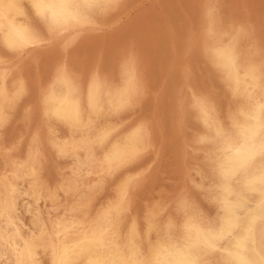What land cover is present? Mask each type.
Here are the masks:
<instances>
[{
  "label": "bare ground",
  "instance_id": "obj_1",
  "mask_svg": "<svg viewBox=\"0 0 264 264\" xmlns=\"http://www.w3.org/2000/svg\"><path fill=\"white\" fill-rule=\"evenodd\" d=\"M198 1H200V0H198ZM211 1H213V0H211ZM250 1H252V0H250ZM117 2H118V0H0V65H1L0 66V123H3V122L5 123V121H7V118H9V116L13 112L16 113V111H15V107L17 106L16 103L19 100V97H21L22 94L26 93V88H25L26 82H25V84H23L24 81L22 82V79H21L22 77L19 78L21 80H18V79H14V77L11 76L14 72L12 71L13 73L11 74V69H10L11 67L8 65L7 62L11 58L12 54H17V53L21 52L22 50H26L25 48H27L29 46H34V45L39 44L40 42L47 40L49 37H51L56 32L60 33V31H63V30L66 31L67 29H71V28L76 29V27H82V26H84V24H87V23L92 22L93 20H96L95 17L97 18V15L102 16L106 11L107 12H108V10L110 11V9H112L111 7L116 5ZM130 2H132V1H130ZM208 2H210V0ZM242 2H245V1L243 0ZM242 2H240L239 4H241ZM256 2L258 3V1H256ZM202 3L203 2H201V4ZM226 3L224 1L225 5H226ZM253 3H255V2H253ZM261 3H263V2H261ZM239 4H237V5H239ZM152 5H153V2H152ZM209 7H211V6H209ZM223 7H224V5H223ZM143 8H144V6H143ZM195 8H196V6H195ZM197 8L195 10H197ZM207 8H208V6L206 7V9ZM250 8H251V10H253L252 9L253 7L250 6ZM211 9H212V7H211ZM246 9H247V6H246ZM255 9L256 8H254V10H253L254 12H255ZM222 10L223 9H221L220 12ZM229 10L231 11V9H229ZM260 10H262V8ZM260 10H259V12H261ZM115 11H117V13H118V10H115ZM205 12H207V13L206 14L202 13V15H204V16L206 15V18L201 16L202 18L206 19V20L204 19V21L206 22V26H205V29L203 30V31H205L204 32L205 36H204L203 43L201 46L202 48L200 51L202 52V55H204V54L207 55V57H209L213 61L214 65L216 67V70L219 72V76L223 77V80L227 83L231 94L237 99V101L235 103L233 102L234 104L231 105L232 109L228 110L227 112L225 110L223 112H220L218 109L219 107H217V105L215 104V97L214 96L216 94L214 96H212L210 94L211 97H207L205 95L203 96V94L202 95H196V94H198L197 93L198 91H197L196 94L194 93L195 95H193L191 98L192 101H191V107L190 108H188L190 105L188 107H185L183 105V103L180 101V99H177V100L173 99V101L170 103L171 104L170 107L174 108L173 114L176 115V124L180 125V122H181L183 124L182 126H184V125H186L185 122L188 121L189 124L187 126H190L191 130L193 128L194 132H195V130L197 131V134H196L197 135L196 136V143L198 145L197 148L204 149V153H205L204 158L198 162L199 168L195 167L197 170V173L199 174L198 177H200V182H198V183H200L201 185L204 184V186L206 183V186L204 187V189L206 191V195L210 197V200L215 207V211H216L215 216L212 217V215H211V218L207 217L206 214L204 213V211L201 210V209H203V208H201L203 206L200 207L201 203L199 204L198 200L194 199V202L192 201V203H189L188 201H186V199L184 197L182 199L180 198L181 202H182L180 207H179L180 212H181V220H179L180 222L175 225L174 222L172 221L173 219L171 220L169 217H166V218H169V220L165 221L164 224H162V227L159 230V232H157V230H156V225H155V221H154L153 217L148 218L147 223L145 225V228L143 230H141L142 227L140 228V225L138 223L140 221L139 220L137 221V219H138L137 217H136L137 219H134V218L126 219V217L130 216V214H128V216L124 215V211L128 207V202H130V200L129 201L127 200V196L129 194V192L131 191L130 189H132L131 187L134 185V183H136L135 181L137 179H140V182H141V177H140L141 175L140 176L138 175L140 178L138 177L136 179L135 174H134V176H135L134 177L133 172L132 171L130 172L128 170L129 168L126 169V167L130 166L131 160L134 159V157L137 155V153L140 150H142V148L144 146H146L147 143H149L148 142L149 141V135H151V134H149V132L151 133L155 129H154V127H153V129H152V127H149L152 129V131L147 129L146 125L148 124V122H147L149 120L148 119V120H146V123H147L146 125L143 122L135 121L134 126H132V125H131L132 127L127 126L130 128L128 130H126V132H120L119 131L120 126L118 127V125H116V123H113L115 120L112 122L110 119V116L112 115V117H114L113 115L115 113L124 111L125 108L127 106L131 105L134 102V100L136 99L137 92L140 89V86L142 85L141 84L142 79L140 78L138 71L136 70V67H135L136 66L135 64H137V63H135L131 54L129 56L124 57V58H122V54H121L122 59L121 60L119 59L120 63H119V67L117 70L115 69V71H113V69H111L110 74L108 73L109 71L107 72V74L106 73L105 74L104 73L98 74L95 72L93 74L92 72L95 71V70H93L91 72L93 75H91V73L89 75V72L86 73V70L82 69V67H81L82 65L80 66V68L73 67V69H70L72 67L66 68L62 64V65H59L57 67L54 75H52L53 77L50 80L49 86L47 87L45 85L46 90L45 89H44L45 91L41 90L42 92H44L43 96H41L42 100L40 103L41 107H42V115L41 116L43 117V120H44V122L41 125L43 126V124H45V127H44L45 129L43 131L44 133H41V135L33 133L32 134L33 136L30 137L34 143L33 148L35 147V152H34V154H32L33 158H31L29 163L25 166L18 167L16 169H14V168L10 169L11 172L8 173L9 175L7 176L9 179L5 178L6 180H4V179H3V181L0 180V181H2L0 183V257L5 259L6 262L4 264H45L43 262L42 258L38 255V252H37L38 248H37V244H36L34 238H32V236H30V235L24 236L25 234L24 233H23L24 235L22 234L21 225H23L25 222L21 221L20 217H18L16 214V210L18 207L17 203H19V200L21 199V197H23V195H25V193H28V195H30V197L32 198L31 200L33 202V203H29V205L27 204L28 205V207L26 206L27 212L31 211L30 206H33L31 204H36L35 202L42 195L40 193L39 186H37V184H35L36 176L34 175V174H36L35 169L38 165V164H36V162L40 160V159L37 160V158L36 159H34V158L39 156L38 151L41 150V149L39 150L41 144L47 145L50 149H54L58 153H64V154H65V152H67L69 150H73V152L76 150H83L85 152V157H87V158L92 154L93 150L95 149L93 147L94 145L103 144L106 147V151L103 155V160H102L104 166L103 167L101 166L102 168L100 171H104L103 169H106L107 171L113 170V171L117 172V174H118V176L116 178V182H115V185L117 184L118 191H119L118 197L114 200V202L111 203V205L108 207V209L105 212H103V214H101V217H99L98 219L97 218H96V220L84 219V218L78 217V214H77V216L76 215L72 216L70 214V215H66L64 217H59V215H60L59 214L58 216L50 219V217L52 216L50 214L51 216L49 217V220H47V223L45 221H43L42 219H39V218L36 220V222L34 224L37 226L38 230L41 232H43V231L46 232L47 250H46V247H45V250L48 253L49 264H244V262H249V264H259L261 257L264 256V236H262V234H261V230H262V228H264V61L262 60V58H260L261 56L259 57V59L254 58L253 57L254 55L252 56L253 53L254 54L257 53V49H255V47L257 45L255 44L256 46H254V47L253 46H251V47L247 46V45H249L248 43L250 40L247 39V41H246V38H248L250 36V34H247L249 32H247L246 27L243 25V23L242 24L240 23L241 21L238 24L234 23L235 25L232 24V25L228 26L227 29L220 32L217 29L218 26H220L219 23H218L219 25L217 26V22H219V21H216L217 18H215L216 16H214V15H216L217 11L215 14H213L212 10H208V11L205 10ZM227 12H229V11H227ZM227 12L223 13V15L226 14ZM124 13L125 12H123V14ZM192 13H194V12H192ZM178 14H179V11H178ZM255 14H256V12H255ZM106 15H107V13H106ZM188 15H190V14H188ZM191 15L193 16V14H191ZM220 15H222V14H220ZM230 15H231V12H230ZM110 16H111V14H110ZM163 16L166 18L169 17V16H166L165 14H163L161 17H163ZM197 16H195V17H197ZM182 17H183V15H182ZM260 17H258V18H260ZM135 18H137V17H135ZM226 18L227 17L225 16L224 19H226ZM229 18H232V17H229ZM238 18H240V16ZM258 18H257V20H260ZM106 19H108V18H106ZM118 19H120V18H118ZM133 19L134 18H132V20ZM145 19H146V17H145ZM145 19H143V21H145ZM171 19H173V17ZM113 20H115V19H113ZM249 20L250 19H248V22H250ZM129 21H131V20H129ZM134 21H136V20H134ZM147 21H150V23H151L150 18L147 19ZM171 21H173V20H171ZM192 21H194V20H192ZM204 21H202V22H204ZM228 21H230V20H228ZM238 21L239 20H237V22ZM255 21H254V23H255ZM195 22H197V21H195ZM243 22H244V18H243ZM124 23L125 22L120 24L119 28ZM134 23L136 24V22H134ZM160 23H161V21H160ZM165 23H167V22H165ZM201 23H200V25H201ZM226 23H227V21H226ZM153 24H156V23L153 22ZM157 24H158V22H157ZM167 24H170V23H167ZM190 24H191V22H189V25ZM261 24H262V22H261ZM93 25H96V23H94ZM191 25L193 26L194 24H191ZM224 25H225V27L227 26L226 24H224ZM224 25L222 27H224ZM153 26H151V28ZM159 27H161V24ZM222 27L220 26L219 29ZM134 28H137V27L134 26L132 29L135 30ZM147 28H146V30H147ZM153 28H155V27H153ZM156 28H157V26H156ZM93 29H94V27H93ZM112 29H113V27H112ZM114 29H115V27H114ZM121 29H123V28H121ZM97 30H99V29H97ZM133 30L132 31L130 30L131 34L136 32ZM146 30L144 29V31H146ZM159 30H161V29H159ZM159 30L157 28L158 32H159ZM195 30H198V29H196V27H195ZM127 31L129 33V30H127ZM152 31H153V29H152ZM155 31H156V29H155ZM122 32H123V30H122ZM63 33H65V32H63ZM66 33H67V31H66ZM79 33H82V32H79ZM105 33H104V35H105ZM114 33H116V31ZM118 33H117V35H118ZM142 33H143V31H142ZM163 33H165V32H163ZM163 33L161 35H163ZM185 33H186V31H185ZM257 33H259V32H257ZM90 34H92V32ZM139 34H140V32H139ZM149 34H151V33H149ZM156 34H157V32H156ZM83 35H82V37H83ZM140 35L142 36V34H140ZM247 35H249V36L247 37ZM121 36H122V34H121ZM160 36L159 37L156 36L157 41L159 40L158 38H160ZM256 36L258 39V35H256ZM107 37L110 38L109 35ZM144 37L145 36H143V40H145V38H146V37L145 38ZM156 37L153 39L156 40ZM252 37H254V35ZM252 37L250 36L249 38L252 39ZM89 38H91V37H89ZM199 38L201 39V37H199ZM99 39H101V38H99ZM127 39L126 40L122 39V40L127 41ZM69 40H70V38H69ZM113 40H114V38H113ZM134 40H133V47H134V43H135ZM259 40H260V38H259ZM86 41H87V39H86ZM110 41H112V40L110 39ZM157 41H156V44H157ZM194 41L196 44L195 39H194ZM262 41H263V39H262ZM262 41H260V45L262 44ZM70 43H73V41L70 40ZM70 43H69V45H70ZM101 43H103V41H101ZM105 43H107V41H105ZM146 43H148V41H146ZM152 43H153V41H152ZM160 43H161V41H160ZM160 43H158L157 45H159ZM162 43H163V41H162ZM254 43H255V41H254ZM263 43H264V41H263ZM83 44L85 46V43H83ZM97 44L99 45V43H97ZM154 44H155V41H154ZM250 44H251V41H250ZM124 45H126V44H124ZM160 45H159V47H160ZM182 45H184V44H182ZM198 45L199 44H197V46ZM87 46H88V44H87ZM114 46H115V43H114ZM127 46H128V43H127ZM147 46H148V44H147ZM192 46H193V44H192ZM136 47H139V46L136 45ZM108 48H111V47H108ZM142 48H144V47H142ZM188 48H191V46ZM67 49H66V51H67ZM129 49H131V47ZM145 49H146V47H145ZM151 49H153V48L151 47ZM155 49L157 50V52H156V54H157L159 52L158 51L159 48H155ZM166 49L169 50V47H167ZM196 49H199V48H196ZM259 49L260 48L258 47V50ZM81 50H82V48H81ZM100 50L106 52L105 50L101 49V47H100ZM112 50L113 49H111V51ZM114 50H116V49H114ZM133 50H135V49L133 48ZM192 51H194V50H192ZM196 51H198V50H196ZM38 52H40V51H38ZM41 52H42V50H41ZM84 52H85V50H84ZM128 52H127V54H128ZM142 52L143 51L141 50L140 54H142ZM148 52H150V51H148ZM181 52L182 51L180 48L179 53H181ZM261 53H263V51H261ZM41 54H43V53H41ZM112 54H114V53H112ZM135 54H136V52H135ZM195 54L201 55V53H195ZM258 55H259V53H258ZM100 56H103V55H100ZM106 56H108V55H106ZM112 56L114 59V57L116 55H112ZM149 56H147V57H149V59H150L151 54ZM154 56H153V59H155ZM142 57L141 56L138 57V55H137V58H139L140 60L142 59ZM190 57H193V55ZM194 57H195V55H194ZM103 58H101V60ZM95 59H96V57H95ZM108 59H110V58H108ZM168 59H169V57H168ZM11 60H12V58H11ZM28 60H30V59H28ZM24 61H26V59ZM58 61L59 60H57V62ZM76 61L78 63V60H76ZM142 61H144V60H142ZM29 62L30 61H28V63ZM42 62L43 61H41V63ZM72 62H74V61L72 60ZM150 62H151V64H153L152 60H150ZM150 62H149V65H150ZM168 62H169V60H168ZM168 62H167V65H168ZM170 62H172V60ZM112 63H113V61H112ZM117 63H118V60H117ZM189 63L191 64V62H189ZM99 64H100V62H99ZM192 64H194V63H192ZM76 65H79V64H76ZM108 65H109V62H107V66ZM115 65H118V64H115ZM27 66H29V64H27ZM41 66H43V65H41ZM41 66H40V68L37 66L39 68V70L41 69ZM144 66H146V64ZM187 66H185V67H187ZM198 66H200V64ZM101 67H103V65ZM204 67H205V65H204ZM24 68H25V66H24ZM146 68L148 69L149 67L146 66ZM176 68H177V66H176ZM108 69H110V68H108ZM147 69H145V70H147ZM151 69H153V68L151 67L150 70ZM184 70H185V68H184ZM204 70H202V71H204ZM28 71H30V70H28ZM47 71L49 72V70H47ZM149 71L147 70V72H149ZM175 71H176V69H175ZM212 71H213V69H212ZM25 72H26V70H25ZM195 72L193 73L194 75H195ZM30 73H32V70ZM45 73H44V75H47ZM50 73H52V72H50ZM139 73H141V71H139ZM33 74H34V71H33ZM199 74H197V75L199 76ZM149 75H154V74H150V72H149V74L147 76H149ZM200 76H201V74H200ZM203 77H205V76L203 75ZM29 78L33 79L34 77L32 78L30 76ZM145 78H147V77H145ZM145 78H144V80H146ZM149 78H152V77L149 76ZM175 78H173V79H175ZM197 78H199V77H197ZM207 78H206V81L209 80V79L207 80ZM166 79H168V78H166ZM187 80H188V78H187ZM202 80H205V79L202 78ZM150 81H152V80H150ZM193 81H195V79ZM214 81H216V80L214 78H212L211 83L214 84L215 83ZM217 81L219 82L218 79H217ZM43 82H44V80H43ZM142 83H144V82H142ZM147 83H145V84L147 85ZM151 83H150V85H151ZM168 83H170V82L168 81ZM187 83H189V82L187 81ZM203 83L205 84L204 81H203ZM29 84H30V82H29ZM39 84H40V82H39ZM145 84H144V87H145ZM166 84H165V87H166ZM196 84L195 85L199 88L198 82ZM216 84H217V82H216ZM36 85H37V83H36ZM41 85H43V84H41ZM31 86L33 87L34 85H31ZM170 86H171V84L169 85V87ZM181 86H182V84H181ZM205 86H207V85H205ZM152 87H153V85H152ZM171 87H170V89H171ZM191 87L193 88V86H191ZM30 88L31 87H29L27 89H30ZM210 89L212 90V88H210ZM224 89L227 90L226 88H224ZM150 90H152L151 86H150ZM208 90H209V88L207 89V91ZM144 91H145V89H144ZM157 91H158V89L156 90V92ZM175 91H177V90H175ZM191 91L192 90H190V92ZM214 92H217V91H214ZM146 94H145L146 97L144 96L145 98H147ZM182 94H183V92H182ZM148 95L151 96L150 93H148ZM170 95H172V94H170ZM217 95H219V94H217ZM26 96H28V95H26ZM225 96H226V94H225ZM233 96H232V98H233ZM150 98H152V97H150ZM154 98H152V99H154ZM158 98H160V97H157V99ZM221 98H219V99H221ZM22 99H23V97H22ZM236 99H234V100H236ZM166 100H168V98ZM19 102L21 103V101H19ZM31 102H32V99H31ZM34 102L36 103L35 99H34ZM142 102H144V101H142ZM157 102H158V100H157ZM223 102L224 101H222L221 103H223ZM152 103H153V101H152ZM23 104H21V105H23ZM37 104H38V102H37ZM135 104H139V103L135 102ZM141 104H143V107L146 106L145 105L146 103L145 104L141 103ZM35 105L36 104H34L33 108L35 107ZM187 105H188V103H187ZM18 106H19V104H18ZM152 106H153V104H152ZM158 106H159V104H158ZM164 106L165 105H163V107ZM221 106L224 107L223 105H221ZM134 108H131V109H134ZM145 108H147V107H145ZM148 108H149V106H148ZM171 108H170V110H171ZM26 109H28V108H26ZM30 109H32V108H30ZM140 109H139V111H141ZM154 109H155V107H154ZM154 109H153V111H154ZM157 109H158V107H157ZM28 111H30V110H28ZM34 111H35V109H34ZM32 112H33V109H32ZM156 112H157V110H156ZM156 112H154V114L158 115V113H156ZM145 113H147V112H145ZM18 114L19 113L17 111V116H18ZM30 114H31V111H30ZM164 114H166V113L164 112ZM31 115H33V114H31ZM39 115H40V113H39ZM124 115H126V114H123V116ZM161 115H162L161 118L165 119V116H163L162 113H161ZM10 117H12V116H10ZM36 117H38V115ZM18 118H20V116ZM154 118H156V117H154ZM161 118H160V121L162 120ZM174 118H175V116H174ZM29 119L32 120L31 117ZM124 119H127L126 116ZM141 119H142V117L140 118V120ZM31 120H29V122ZM140 120H138V121H140ZM151 120H153V119H151ZM170 120H171V118H170ZM9 121H10V119H9ZM33 121H34V117H33L32 122ZM127 121H126L125 125L130 124V123H127ZM130 122H132V121H130ZM170 122H172V120ZM150 123L152 125V121ZM150 123H149V126H150ZM163 123L164 122L162 121L161 124H163ZM174 123H175V119H174ZM7 124L8 123H6V125ZM118 124H121V123L118 122ZM4 125L5 124H3V126ZM30 125H31V123H30ZM29 127H31V126H29ZM190 127H188V128L190 129ZM6 128H7V126H6ZM171 128H173V127H171ZM175 128H174V130H175ZM184 128H183V130H184ZM22 129H24V128H22ZM41 129H42V127L39 130H41ZM163 130L160 132L162 133ZM174 130H172V132ZM177 130L179 132V129H177ZM23 131H25V129ZM180 131H182V130H180ZM34 132H36V131H34ZM155 132H153V133H155ZM4 133H6V132H4ZM63 133L68 134L69 138L62 139ZM19 134L23 135L21 133H19ZM19 134H18V136H19ZM27 134H28V132H27ZM158 135H160V134H158ZM5 136H7V135H5ZM157 136L154 135L153 137H157ZM187 136H188V134H187ZM159 137H157V138H159ZM164 137H167V136H164ZM179 137H180V135H179ZM3 138H5V137H3ZM3 138H2V140H4ZM183 138L184 137H182L180 139L183 140ZM187 138H186V140H187ZM192 138H190V139H192ZM28 139H29V137H28ZM19 140H21V139H19ZM186 140H184V142ZM151 141H150V143H151ZM4 142H6V141H4ZM181 142H183V141H181ZM156 143H158V142H156ZM14 144L15 143H13L12 146ZM29 144H31V143H29ZM160 144L161 143H158V145H160ZM10 145H11V141H10ZM17 145H19V144H17ZM7 146H9V145L7 144L5 146L6 151L8 150ZM31 146H32V144H31ZM22 147H23V145L21 146V148ZM100 147H101V145H100ZM154 147H155V145H154ZM154 147H150V149H153ZM157 147L160 148L159 146H157ZM158 148L157 149L155 148L157 150V152H159ZM179 148H181V147H179ZM186 148H188L187 145H186ZM193 148H194V146H193ZM148 149H149V147H148ZM47 150H48V148H47ZM100 150H97L98 153ZM156 150H153V153H154V151L156 153ZM187 150H185V151H187ZM11 151H12V149H11ZM24 151H25V149H24ZM42 151H43V149H42ZM201 151H203V150H201ZM3 152H5V151H3ZM12 152H14V151H12ZM43 152H42V154H43ZM145 152H147V151H145ZM198 152H197V154H198ZM142 153H143V150H142ZM190 153H192V151ZM17 154L19 156L18 152H17ZM143 154H145V153H143ZM156 154L158 155V153H156ZM162 154L164 155V150H163ZM186 154L187 153H185V155ZM9 155H10V153H9ZM24 155H25V153L23 154V156ZM43 155H45V154H43ZM67 155L68 154H66V156ZM190 155H192V154H190ZM0 156H2V155L0 154ZM30 156H31V154H30ZM46 156H48V155H46ZM55 156H57V155H55ZM70 156H72V155H70ZM193 156H194V154H193ZM20 157L23 158L22 156H20ZM50 157H46V158H50ZM92 157H94V155ZM141 157H143V156H141ZM182 157H186V156H182ZM6 158H8V157H6ZM25 158H26V156H25ZM94 158H96V156ZM190 158H192V156ZM138 159H140V158H138ZM183 159L185 160V158H183ZM197 159H199V158L197 157ZM23 160H24V158H23ZM63 160H64V158H63ZM76 160H78V159H76ZM90 160H92V159H90ZM155 160L158 161L159 159H155ZM99 161H101V160H99ZM181 161H183V160H181ZM193 161H195V160H193ZM17 162H19V160ZM21 162H22V160H21ZM41 162H39V163H41ZM82 162H83V164H86V160L82 159ZM134 162H136V161H134ZM141 162L142 161H140V163ZM154 162H156V161H153V163ZM184 162H183V164H184ZM13 163H14V161H13ZM43 163H44V161H43ZM137 163H135V165H137ZM195 163H196V161H195ZM98 164H99V162H98ZM100 164H101V162H100ZM156 164H157V162H156ZM131 165H132V163H131ZM180 165H182V164H180ZM188 165H189V163H188ZM188 165H186V166H188ZM5 166H6V164H5ZM78 166H80V165L78 164ZM156 166H158V165H156ZM184 166L182 165V168ZM88 167H89V165H88ZM187 168H188L187 170H189L190 167L188 166ZM140 169H139V171H140ZM182 170H184V169H182ZM54 171L56 172L55 168H54ZM87 171H90V169H88ZM115 172L113 174H115ZM149 173L147 175H149ZM6 175H7V173H6ZM56 175H58V174H56ZM102 175L103 174H101V176ZM190 175H192V174L190 173ZM114 176H112V177H114ZM40 177L42 178V176H40ZM108 178H110V177H108ZM51 179H52V177H51ZM142 179H143V177H142ZM186 179H187V177H186ZM42 180H43V178H42ZM149 180H151V179L149 178ZM43 181H45V179ZM73 181H74V178H73ZM105 181H106V179H105ZM146 181H147V179H146ZM180 181H181V178H180ZM183 181L181 183H183ZM143 182L145 183V181H143ZM99 183H100V181H99ZM139 183H137V184H139ZM86 184H88V183H86ZM107 184H108V182H107ZM200 184H199V186H200ZM55 185H57V184H55ZM188 185H190V184H188ZM43 186H44V184H43ZM63 187H64V185H63ZM92 189H93V187H92ZM104 189H101V190H104ZM201 189H203V188H201ZM201 189H199V190H201ZM72 190H71V192H72ZM111 190L112 189H110V191ZM184 190L182 192H185ZM73 192H74V190H73ZM91 192H94V191H91ZM139 192H140V190H139ZM54 193H56V192H54ZM107 193H104V194H107ZM125 193H126V196H125ZM175 193H177V192L175 191ZM51 194H52V192H51ZM132 194L136 197V193L134 194L132 192ZM165 196H167V195H165ZM95 197H97V196H95ZM107 197H109V195ZM73 198H72V201H73ZM88 198H89V196H88ZM133 198H129V199H133ZM172 198H174V197H172ZM102 199H100V200H102ZM177 199H179V198H177ZM78 200H79V198H78ZM98 200H99V198H98ZM160 200H161V198H160ZM189 200H191V199H189ZM25 201H26V199H25ZM28 201H29V199H28ZM138 201H139V199H138ZM168 202H170V201H168ZM20 203H21V201H20ZM66 203H67V200H66ZM161 203H162V201H161ZM48 204H46V205H48ZM55 204H58V203H55ZM164 204H166V203H164ZM174 204H176V203H174ZM62 206H63V204H62ZM159 206H160V204H159ZM35 207H36V205H35ZM91 207H92V205H91ZM161 207H162V205H161ZM176 207H177V205H176ZM65 208H67V207H65ZM40 209H42V207ZM54 209L56 210V208H54ZM172 209L173 208H171V212L174 213V211H176V210L172 211ZM169 210H170V208H169ZM45 212L46 211H44V213H43L44 216L46 215ZM51 212H53V211L51 210ZM93 212H95V211H93ZM22 213H23V211H22ZM166 213H168V212H166ZM176 213H178V212L176 211ZM208 213H210V212H208ZM74 214H75V212H74ZM36 215H38V210H37ZM177 215L178 214H176V216ZM96 216H97V214H96ZM31 218H33V217H31ZM45 220H46V218H45ZM47 225H49L48 228L46 227ZM157 228L159 229V227H157ZM43 242H45V241H42V243Z\"/></svg>",
  "mask_w": 264,
  "mask_h": 264
},
{
  "label": "rangeland",
  "instance_id": "obj_2",
  "mask_svg": "<svg viewBox=\"0 0 264 264\" xmlns=\"http://www.w3.org/2000/svg\"><path fill=\"white\" fill-rule=\"evenodd\" d=\"M132 1V2H130ZM135 1V2H134ZM156 1V2H155ZM209 0H118L117 2V6L114 5L113 7H111L112 9H110V11L108 10V12L106 11L102 16H98L97 15V18L95 17L96 20H93L92 22L90 23H87V24H84V26L82 27H76V29L74 28H71V29H67V33L65 30L63 31H60L59 32H56L55 34H53L51 37H49L47 40L43 41V42H40L39 44L37 45H34V46H29L27 48H25L26 50H22L21 52L17 53V54H12L11 58L8 60V65L11 67V76L14 77V79H18V80H21L22 79V82L23 84H25V88H26V93L22 94L21 97H19V100L17 101V106L15 107V112H13L9 118H7V121H5V123H0V154L2 156H0V180L3 181L6 180V179H9L7 176L9 175L8 173L11 172L10 169H16L18 167H22V166H25L29 163V161L31 160V158H33V155L34 152H35V147L33 148L34 146V143H33V140L30 138L31 136H33L32 134L33 133H36L38 135H41V133H44V127H45V124H43V126L41 125L44 120H43V117L41 116L42 115V107H41V100H42V97L43 96V93L42 92L44 89L46 90V86L48 87L49 86V83H50V80L51 78L53 77L52 75H54L57 67L59 65H64L66 68H69V67H72L70 69H73V67L75 68H80V66L82 67V69H85L86 70V73L89 72V75L90 73L93 71L92 73L94 74L95 73H98V74H101V73H106L107 72L110 74V70L113 69V71H115V69L117 70L118 67H119V61L126 57V56H129L130 54L132 55L136 66V70L138 71V74L140 76V78L142 79V83L141 82V86H140V89L138 90L137 92V96H136V99L134 100V102L127 106L125 108L124 111H121V112H118V113H115L113 116L115 117H112V115L110 116V119L111 121L114 122L113 123H116V125H118L119 127V131L120 132H126V130H128L130 127L134 126L135 125V121L137 122H143L145 125L147 124L146 123V120H148V124L146 125L147 129L152 131L153 127H154V131L156 132L153 133V132H149V143L151 141V143H147L146 146H144L142 148L143 150V154L142 153V150H140L137 155L134 157V159L131 160V163H130V166H127L126 169H128L130 172L132 171L133 172V176L135 174V178L137 179L140 175L141 177V182H140V179H137L134 183V187L132 186L130 189L134 194L136 193V197L132 194V192L130 191L128 196H127V200L130 202H128V207L125 209L124 211V215L128 216V214H130L129 217H126V219H137V221L139 220L140 222L139 225H140V228L141 230H143L145 228V225L147 223V220L149 217H153L154 218V221H155V225H156V230L157 232H159V230L161 229L162 227V224H164L165 221L169 220V218L174 222V224H178L181 220V212H180V205H181V199L185 197L186 201H188L189 203H192V201L194 202V199L195 200H198L199 204H200V207L203 208L201 209L202 211H204V213L206 214L207 217L211 218V215L212 217L215 216L216 214V211H215V207L214 205L212 204L211 200H210V197L206 195V191L204 189V187L206 186V183H205V186L204 184H200L198 182H200V177L199 174L197 173V170L196 168H199V161H201L203 158H204V149H201V148H197L198 145L196 143V134H197V131L195 130L194 132V129L192 128L191 130V127L190 126H187L189 123L188 121L185 122L186 125L182 126L183 124L180 122V125L179 124H176V115L173 114V109L174 108H171L170 107V103L174 100H177V99H180V101L183 103V105L185 107H191V101H192V96L196 94V92L198 94L196 95H202L203 96H207V97H211L214 96L215 94V104L217 105V107H219V111L220 112H223L224 110L227 112L228 110L232 109V106L236 101L237 99L231 94L229 88H228V85L227 83L223 80V77L219 76V72L216 70V67L213 63V61L207 57V55H202V52L200 51L201 50V46H202V43H203V39H204V32L203 31L205 29V26H206V22L204 21V19L206 18V15H202L203 14H206L208 10H212L213 14L216 13V16L215 18L216 21H219L217 22V26L220 24V26L222 27L224 24H226L227 26L225 27H222L219 29L220 26H218V30L220 32H222L223 30L227 29L228 26L232 25V24H238L240 21V23L246 27V30L247 34H250V36L252 37L254 35V37H252V39H250L249 35H247L248 38H246V41L247 39H249L251 41V44H250V41H249V45H247L248 47H251V46H256L255 49H257V53L256 54H252V56L254 58H262V60L264 61V0H244L245 2H242L243 0H213L210 2H208ZM218 1V2H217ZM224 1L226 3V5L224 4ZM258 1V3L256 2ZM263 3H261V2ZM122 2V3H121ZM152 2H153V5H152ZM199 2V3H198ZM201 2H203L201 4ZM236 2V3H235ZM240 2H242L241 4H239ZM255 2V3H252ZM131 5H130V4ZM135 3V4H134ZM194 3V4H193ZM210 3V4H209ZM215 5H214V4ZM244 3V4H243ZM125 4V5H124ZM183 4V5H182ZM196 4V5H195ZM209 4V5H208ZM239 4V5H237ZM252 4V5H251ZM255 4V5H254ZM121 5V6H120ZM164 5V6H163ZM217 5V6H216ZM224 5V7H223ZM242 5V6H241ZM262 5V6H261ZM126 6V7H125ZM144 6V8H143ZM162 6V7H161ZM177 6V7H176ZM194 6V7H193ZM197 10H195L196 8ZM201 6V7H200ZM208 6V10L206 9V7ZM211 6V7H209ZM226 6V7H225ZM229 6V7H228ZM234 8H233V7ZM246 6H247V9H246ZM251 7H253L252 9L254 10V8H258L259 10L262 8V10H260L261 12H259V10L255 9V12L253 10H251ZM258 6V7H257ZM261 6V7H260ZM130 7V8H129ZM186 9H185V8ZM222 7V8H221ZM238 7V8H237ZM250 9H249V8ZM143 8V9H142ZM120 9V10H119ZM123 9V10H122ZM214 9V10H213ZM223 9L221 12L220 10ZM231 9V11L229 10ZM239 9V10H238ZM112 10V11H111ZM115 10H118V13L117 11ZM140 10V11H139ZM179 11V14H178V11ZM250 10V11H249ZM164 11V12H163ZM169 11V12H168ZM188 13H187V12ZM203 11V12H202ZM229 11V12H227ZM245 11V12H244ZM252 11V12H251ZM113 12V13H112ZM121 14H120V13ZM123 12H125L123 14ZM168 12V13H167ZM194 12V13H192ZM197 12V13H196ZM205 12V13H204ZM227 12L226 14L223 15V13ZM230 12H231V15H230ZM241 12V13H240ZM107 13V15H106ZM200 13V14H199ZM111 14V16H110ZM115 14V15H114ZM136 14V15H135ZM141 14V15H140ZM146 16H145V15ZM163 14H165L166 16H169V17H161ZM190 14V15H188ZM193 14V16L191 15ZM199 14V15H198ZM218 14V15H217ZM222 14V15H220ZM237 14V15H236ZM240 14V15H239ZM250 14V15H249ZM139 15V16H138ZM183 15V17H182ZM198 15V16H197ZM230 15V16H229ZM248 15V16H247ZM252 15V16H251ZM255 17H254V16ZM134 16V17H133ZM192 18H191V17ZM197 16V17H195ZM205 17V18H202V17ZM225 16L228 18L224 19ZM240 16V18H238ZM242 16V17H241ZM261 16V17H260ZM101 17V18H100ZM113 17V18H112ZM137 17V18H135ZM146 17V19H145ZM148 17V18H147ZM160 17V18H159ZM173 17V19H171ZM194 17V18H193ZM201 17V18H200ZM219 17V18H218ZM221 17V18H220ZM229 17H232V18H229ZM247 17V18H246ZM260 17V18H258ZM108 18V19H106ZM112 18V19H111ZM120 18V19H118ZM130 18V19H129ZM132 18H134L132 20ZM151 20V23L150 21H147V19ZM165 18V19H164ZM234 18V19H233ZM238 18V19H237ZM243 18H244V22H243ZM260 19V20H257ZM110 19V20H109ZM115 19V20H113ZM143 19H145V21H143ZM170 19V20H169ZM183 19V20H182ZM219 19V20H218ZM232 19V20H231ZM239 20L237 22V20ZM246 19V20H245ZM248 19H250L248 22ZM254 19V20H253ZM104 20V21H103ZM131 20V21H129ZM136 20V21H134ZM169 22H168V21ZM173 20V21H171ZM194 20V21H192ZM206 20V19H205ZM227 23H226V21ZM230 20V21H228ZM256 20V21H255ZM95 21V22H94ZM136 22V24L134 22ZM141 21V22H140ZM147 21V22H146ZM161 21V23H160ZM197 21V22H195ZM204 21V22H202ZM225 21V22H224ZM234 21V22H233ZM247 21V22H246ZM255 21V23H254ZM123 22H125L123 25H121V27L119 28L120 24H122ZM129 22V23H128ZM156 23V24H153ZM160 23L161 24V27L160 24L158 25L157 24ZM170 23V24H167V23ZM189 22H191V24H194L193 26L189 25ZM194 22V23H193ZM202 22V23H201ZM237 22V23H236ZM257 22V23H256ZM262 22V24H261ZM94 23H96V25H93ZM106 23V24H105ZM128 23V24H127ZM149 23V24H148ZM185 23V24H184ZM201 23V25H200ZM219 23V24H218ZM224 23V24H223ZM245 23V24H244ZM253 23V24H252ZM104 24V25H103ZM234 24V25H235ZM250 24V25H249ZM86 25V26H85ZM116 25V26H115ZM129 25V26H128ZM154 25V26H153ZM169 25V26H168ZM186 25V26H185ZM198 25V26H197ZM200 25V26H199ZM258 25V26H257ZM263 25V26H262ZM90 26V27H89ZM137 27V28H134L135 30H133L132 28L133 27ZM151 26L155 27V28H151ZM159 30V32L157 31V28ZM164 26V27H163ZM185 26V27H184ZM190 26V27H189ZM249 26V27H248ZM260 26V27H259ZM94 27V29H93ZM113 27V29H112ZM115 27V29H114ZM148 27V28H147ZM194 27V28H193ZM195 27L196 29L198 30H195ZM91 30H90V29ZM103 28V29H102ZM106 28V29H105ZM123 28V29H121ZM147 28V30H146ZM203 28V29H202ZM250 28V29H249ZM87 29V30H86ZM99 29V30H97ZM118 29V30H117ZM126 29V30H125ZM144 29L146 31H144ZM150 31H149V30ZM153 29V31H152ZM156 29V31H155ZM164 31H163V30ZM166 29V30H165ZM94 30V31H93ZM120 30V31H119ZM125 33H123L122 32ZM129 30V33L128 31ZM136 31L135 33H132L131 34V31ZM169 32H168V31ZM201 30V31H200ZM259 30V31H258ZM82 32V33H79V32ZM104 31V32H103ZM116 31V33H114ZM119 33H118V32ZM138 31V32H137ZM143 31V33H142ZM152 31V32H151ZM165 33H163V32ZM172 31V32H171ZM184 31V32H183ZM186 31V33H185ZM189 31V32H188ZM203 31V32H202ZM251 31V32H250ZM256 31V32H255ZM262 31V32H261ZM65 32V33H63ZM78 32V33H77ZM85 32V33H84ZM92 32V34H90ZM94 32V33H93ZM98 32V33H97ZM106 32V33H105ZM127 32V33H126ZM142 34V36L139 34ZM147 32V33H146ZM154 32V33H153ZM157 32V34H156ZM168 32V33H167ZM174 32V33H173ZM259 32V33H257ZM97 33V34H96ZM105 33V35H104ZM108 33V34H107ZM111 33V34H110ZM118 33V35H117ZM151 33V34H149ZM153 33V34H152ZM163 33V35H161ZM67 34V35H66ZM80 34V35H79ZM84 34V35H83ZM89 36H88V35ZM94 34V35H93ZM96 34V35H95ZM122 34V36H121ZM124 34V35H123ZM139 34V35H138ZM149 34V35H148ZM156 34V35H155ZM159 34V35H158ZM169 34V35H168ZM176 34V35H175ZM189 34V35H188ZM195 34V35H194ZM198 34V35H197ZM83 35V37H82ZM86 35V36H85ZM110 36L107 37V36ZM117 35V36H116ZM161 35V36H160ZM258 35V39H257V36ZM60 38H59V37ZM85 36V37H84ZM124 36V37H123ZM143 36H145V40H143ZM160 36V38H158L160 41L158 40L157 41V37ZM184 36V37H183ZM260 36V37H259ZM263 36V37H262ZM58 37V38H57ZM91 37V38H89ZM104 37V38H103ZM112 37V38H111ZM119 37V38H118ZM131 37V38H130ZM142 37V38H141ZM152 37V38H151ZM156 37V40L153 39ZM178 37V38H177ZM182 37V38H181ZM201 37V39L199 38ZM73 41V43H70V40ZM96 38V39H95ZM101 38V39H99ZM107 38V39H106ZM114 38V40H113ZM116 38V39H115ZM128 38V39H127ZM149 38V39H148ZM185 38V39H184ZM260 38V40H259ZM60 39V40H59ZM64 39V40H63ZM87 39V41H86ZM103 39V40H102ZM109 39V40H108ZM110 39L112 41H110ZM122 39H127V41L125 40H122ZM135 39V40H134ZM148 39V40H147ZM151 39V40H150ZM183 39V40H182ZM194 39L196 40V44H195V41ZM263 39V41H262ZM133 40L135 41L134 43V47H133ZM137 40V41H136ZM259 40V41H258ZM101 41H103V43H101ZM105 41H107V43L110 45H108L107 43H105ZM146 41H148V43H146ZM153 41V43H152ZM154 41H155V44H154ZM156 41H157V44L160 43V47L159 45L156 44ZM163 41V43H162ZM255 41V43H254ZM260 41H262V44L260 45ZM54 43V44H53ZM65 43V44H64ZM70 43V45H69ZM85 43V46L84 44ZM99 43V45L97 44ZM114 43H115V46H114ZM127 43H128V46H127ZM138 43V44H137ZM176 43V44H175ZM259 43V44H258ZM88 44V46H87ZM126 44V45H124ZM148 44V46H147ZM154 46H153V45ZM184 44V45H182ZM193 44V46H192ZM197 44H199L197 46ZM247 44V43H246ZM256 44V45H255ZM63 45V46H62ZM94 45V46H93ZM97 45V46H96ZM107 45V46H106ZM139 46V47H136ZM182 45V46H181ZM259 45V46H258ZM55 46V47H54ZM57 46V47H56ZM78 46V47H77ZM83 46V47H82ZM87 46V47H86ZM99 46V47H98ZM131 49H129L130 47ZM158 46V47H157ZM191 48H188L190 47ZM261 46V47H260ZM47 47V48H46ZM53 47V48H52ZM76 47V48H75ZM86 47V48H85ZM100 47L101 49L105 50L106 52L100 50ZM103 47V48H102ZM105 47V48H104ZM108 47H111V48H108ZM118 47V48H117ZM136 50H133V48ZM144 47V48H142ZM146 47V49H145ZM151 47L153 49H151ZM167 47H169V50L166 49ZM172 47V48H171ZM258 47L260 48L258 50ZM56 48V49H55ZM68 48V49H67ZM70 48V49H69ZM78 48V49H77ZM82 48V50H81ZM94 48V49H93ZM97 50H96V49ZM99 48V49H98ZM155 48H159L158 49V53L156 54L157 50ZM180 48H181V53H179L180 51ZM196 48H199V49H196ZM36 49V50H35ZM40 49V50H39ZM45 49V50H44ZM48 49V50H47ZM52 49V50H51ZM67 49V51H66ZM73 49V50H72ZM107 49V50H106ZM110 49V50H109ZM111 49H113L111 51ZM116 49V50H114ZM145 49V50H144ZM150 49V50H149ZM166 49V50H165ZM183 49V50H182ZM191 49V50H190ZM42 50V52H41ZM85 50V52H84ZM126 50V51H125ZM131 50V51H130ZM143 51L142 54H140V51ZM147 50V51H146ZM153 50V51H152ZM156 50V51H155ZM194 50V51H192ZM198 50V51H196ZM31 53H30V52ZM36 51V52H35ZM40 51V52H38ZM49 51V52H48ZM55 51V52H54ZM76 51V52H75ZM96 51V52H95ZM99 51V52H98ZM129 51V52H128ZM138 51V52H137ZM150 51V52H148ZM170 51V52H169ZM196 51V52H195ZM261 51H263V53H261ZM53 52V53H52ZM67 52V53H66ZM95 52V53H94ZM98 52V53H97ZM111 52V53H110ZM128 52V54H127ZM133 52V53H132ZM136 52V54H135ZM43 53V54H41ZM50 53V54H49ZM74 53V54H73ZM109 53V54H108ZM114 53V54H112ZM118 53V54H117ZM151 54V58L149 59V55ZM167 53V54H166ZM195 53H201V55L199 54H195ZM259 53V55H258ZM45 54V55H44ZM60 54V55H59ZM66 54V55H65ZM85 54V55H84ZM93 56H92V55ZM121 54H122V58H121ZM262 54V55H261ZM16 55V56H15ZM35 55V56H34ZM41 55V56H40ZM84 55V56H83ZM100 55H103V56H100ZM108 55V56H106ZM112 55H116L115 58L113 59V56ZM135 55V56H134ZM137 55L138 57L139 56H143L142 59L140 60L139 58H137ZM155 55V56H154ZM167 55V56H166ZM171 55V56H170ZM193 55V57H190V56ZM195 55V57H194ZM258 55V56H257ZM41 58H40V57ZM67 56V57H66ZM149 56V57H147ZM153 56L155 57V59H153ZM165 56V57H164ZM28 57V58H27ZM30 57V58H29ZM48 57V58H47ZM83 57V58H82ZM96 57V59H95ZM104 57V58H103ZM145 57V58H144ZM169 57V59H168ZM176 57V58H175ZM35 58V59H34ZM51 58V59H50ZM66 58V59H65ZM75 58V59H74ZM101 58H103L101 60ZM110 58V59H108ZM112 58V59H111ZM198 58V59H197ZM26 59V61L24 60ZM30 59V60H28ZM45 59V60H44ZM48 59V60H47ZM84 59V60H83ZM116 59V60H115ZM120 59V60H119ZM149 59V60H148ZM211 61H209V60ZM36 60V61H35ZM57 60H59L57 62ZM72 60L74 62H72ZM78 60V63L77 61ZM104 60V61H103ZM117 60H118V63H117ZM144 60V61H142ZM147 60V61H146ZM150 60L153 61V64H151ZM169 60V62H168ZM172 60V62H170ZM11 61V62H10ZM28 61H30L28 63ZM40 61V62H39ZM41 61H43L41 63ZM65 61V62H64ZM97 61V62H96ZM100 64H99V62ZM113 61V63H112ZM146 61V62H145ZM198 61V62H197ZM26 62V63H25ZM57 62V63H56ZM72 62V63H71ZM85 62V63H84ZM107 62H109V65L107 66ZM142 62V63H141ZM145 62V63H144ZM149 62H150V65H149ZM167 62H168V65H167ZM177 62V63H176ZM191 62V64L189 63ZM197 64H196V63ZM32 63V64H31ZM41 63V64H40ZM94 63V64H93ZM166 63V64H165ZM194 63V64H192ZM206 63V64H205ZM213 63V64H212ZM18 64V65H17ZM23 66H22V65ZM27 64H29V66H27ZM76 64H79V65H76ZM103 67H101L102 65ZM115 64H118V65H115ZM146 64L147 67H149L148 69L146 68V66H144ZM200 64V66H198ZM43 65V66H41ZM153 65V66H152ZM166 65V66H165ZM177 68H176V66ZM188 65V66H187ZM191 65V66H190ZM205 65V67H204ZM1 66V65H0ZM22 66V67H21ZM25 66V68H24ZM41 66V69L39 70V68ZM46 68H45V67ZM93 66V67H92ZM96 66V67H95ZM99 68H98V67ZM107 66V67H106ZM115 66V67H114ZM117 66V67H116ZM141 66V67H140ZM184 66V67H183ZM187 66V67H185ZM198 66V67H197ZM21 67V68H20ZM31 67V68H30ZM50 67V68H49ZM54 67V68H53ZM145 67V68H144ZM153 68L150 70V68ZM166 67V68H165ZM209 67V68H208ZM18 68V69H17ZM29 68V69H28ZM88 68V69H87ZM92 68V69H91ZM110 68V69H108ZM165 68V69H164ZM185 68V70H184ZM202 68V69H201ZM26 72H25V70ZM34 69V70H33ZM51 69V70H50ZM147 69L150 74H154V75H149L151 76L152 78H149V76H147L149 74V72H147ZM173 69V70H172ZM176 69V71H175ZM194 71H193V70ZM206 71H205V70ZM213 69V71H212ZM24 70V71H23ZM30 70V71H28ZM32 70V73H30ZM43 70V71H42ZM49 70V72L47 71ZM106 72H105V71ZM192 70V71H191ZM204 70V71H202ZM209 70V71H208ZM13 71V72H12ZM33 71H34V74H33ZM97 71V72H96ZM103 71V72H102ZM139 71H141V73H139ZM145 71V72H144ZM196 71V72H195ZM29 72V73H28ZM47 74V75H44V73ZM52 72V73H50ZM164 72V73H163ZM170 72V73H169ZM195 72V75L193 74ZM216 72V73H215ZM27 73V74H26ZM41 73V74H40ZM91 73V75H93ZM163 73V74H162ZM190 73V74H189ZM201 76H200V74ZM215 73V74H214ZM31 74V75H30ZM141 74V75H140ZM147 74V75H146ZM199 74V76L197 75ZM213 74V75H212ZM17 75V76H16ZM23 75V76H22ZM34 75V76H33ZM44 77H43V76ZM50 75V76H49ZM145 75V76H144ZM203 75L205 77H203ZM31 76L33 79L29 78ZM176 78H175V77ZM188 76V77H187ZM215 76V77H214ZM220 78H219V77ZM22 77V78H21ZM24 77V78H23ZM37 77V78H36ZM147 77V78H145ZM188 80H187V78ZM196 77V78H195ZM199 77V78H197ZM208 77V78H207ZM21 78V79H19ZM49 78V79H48ZM144 78L146 80H144ZM158 78V79H157ZM164 78V79H163ZM168 78V79H166ZM175 78V79H173ZM193 78V79H192ZM205 79V80H202ZM206 78L208 81H206ZM212 78H214L216 81H214L215 83L212 84ZM24 79V80H23ZM27 79V80H26ZM31 79V80H30ZM38 79V80H37ZM148 79V80H147ZM173 79V80H172ZM195 79V81H193ZM217 79L219 80V82L217 81ZM222 79V80H221ZM44 80V82H43ZM152 80V81H150ZM28 81V82H27ZM36 81V82H35ZM149 81V82H148ZM155 81V82H154ZM166 81V82H165ZM168 81L170 83H168ZM187 81L189 83H187ZM203 81L205 82V84L203 83ZM223 81V82H222ZM30 82V84H29ZM40 82V84H39ZM47 82V83H46ZM117 82V81H116ZM148 82V83H147ZM152 82V83H151ZM178 82V83H177ZM192 82V83H191ZM198 82L199 84V88L197 87L198 85L196 83ZM217 82V84H216ZM37 83V85H36ZM147 83V85L145 84ZM151 83V85H150ZM154 83V84H153ZM167 83V84H166ZM207 83V84H206ZM209 83V84H208ZM212 85H211V84ZM39 84V85H38ZM43 84V85H41ZM144 84H145V87H144ZM158 84V85H157ZM165 84H166V87H165ZM171 84V89L169 87V85ZM182 84V86H181ZM187 84V85H186ZM197 86H196V85ZM203 84V85H202ZM223 84V85H222ZM225 84V85H224ZM31 85H34L33 87ZM46 85V86H45ZM153 85V87H152ZM207 85V86H205ZM209 85V86H208ZM27 86V87H26ZM42 86V87H41ZM150 86H151V89L150 90ZM190 86V87H189ZM193 86V88L191 87ZM219 86V87H218ZM221 86V87H220ZM223 86V87H222ZM31 87L30 89H27ZM37 87V88H36ZM155 87V88H154ZM161 87V88H160ZM204 89H202V88ZM154 88V89H153ZM209 88V90L207 91V89ZM212 88V90L210 89ZM224 88H226L227 90H225ZM145 89V91H144ZM147 89V90H146ZM149 89V90H148ZM158 89V91L156 92V90ZM184 89V90H183ZM197 89V90H196ZM199 89V90H198ZM222 89V90H221ZM29 90V91H28ZM42 90V91H41ZM44 90V91H45ZM170 90V91H169ZM177 90V91H175ZM190 90H192L190 92ZM201 90V91H200ZM211 90V91H210ZM37 91V92H36ZM166 91V92H165ZM214 91H217V92H214ZM228 93H227V92ZM41 94H40V93ZM177 92V93H176ZM183 92V94H182ZM201 92V93H200ZM222 94H220V93ZM147 93V94H146ZM148 93H150L151 96L148 95ZM159 93V94H158ZM179 93V94H178ZM195 93V94H194ZM28 96H26V95ZM30 94V95H29ZM33 96H32V95ZM144 94V95H143ZM145 94L147 95V98H145ZM172 94V95H170ZM189 94V95H188ZM211 94V95H210ZM219 94V95H217ZM226 94V96H225ZM229 94V95H228ZM40 95V96H39ZM163 95V96H162ZM210 95V96H209ZM31 96V97H30ZM145 96V97H144ZM162 96V97H161ZM178 96V97H177ZM191 96V97H190ZM217 96V97H216ZM226 98H224V97ZM233 96V98H232ZM23 97V99H22ZM141 97V98H140ZM144 99H143V98ZM154 99H152V98ZM157 97H160L157 99ZM190 97V98H189ZM221 99H219V98ZM26 98V99H25ZM164 98V99H163ZM168 98V100H166ZM228 98V99H227ZM22 99V100H21ZM31 99H32V102H31ZM34 99L36 101V103L34 102ZM150 99V100H149ZM172 99V100H171ZM217 99V100H216ZM236 99V100H234ZM26 102H25V101ZM139 100V101H138ZM147 100V101H146ZM155 100V101H154ZM158 100V102H157ZM21 101V103L19 102ZM144 101V102H142ZM151 103H150V102ZM153 101V103H152ZM222 101H224L223 103H221ZM19 102V103H18ZM28 102V103H27ZM30 102V103H29ZM34 102V103H33ZM38 102V104H37ZM136 103H139V104H135ZM165 104H164V103ZM168 104H167V103ZM229 102V103H228ZM234 102V103H233ZM24 103V104H23ZM141 103H146L145 107H143V104ZM156 103V104H155ZM188 103V105H187ZM19 104V106H18ZM23 104V105H21ZM27 104V105H26ZM31 104V105H30ZM35 105V107L33 108V106ZM149 104V105H148ZM156 110L154 109V107ZM159 104V106H158ZM30 107H29V106ZM137 105V106H136ZM163 105H165L163 107ZM187 105V106H186ZM221 105H223L224 107H222ZM21 106V107H20ZM37 106V107H36ZM40 106V107H39ZM149 106V108H148ZM231 106V107H230ZM23 107V108H22ZM135 107V108H134ZM158 107V109H157ZM166 107V108H165ZM20 108V109H19ZM28 108V109H26ZM32 108L33 109V112H32ZM130 108V109H129ZM131 108H134V109H131ZM141 108V109H140ZM171 108V110H170ZM26 109V110H25ZM35 109V111H34ZM38 111H37V110ZM138 109V110H137ZM139 109L141 111H139ZM147 109V110H146ZM154 109V111H153ZM164 109V110H163ZM30 110L31 111V115L30 114ZM134 110V111H133ZM166 110V111H165ZM169 110V111H168ZM17 111H18V116H17ZM20 111V112H19ZM26 111V112H25ZM140 113H139V112ZM153 111V112H152ZM29 112V113H28ZM147 112V113H145ZM152 112V113H151ZM154 112L158 113V115L154 114ZM164 112L167 114H164ZM28 113V114H27ZM40 113V115H39ZM161 113L163 114V116H165V119L164 118H161ZM24 114V115H23ZM119 114V115H118ZM123 114H126L123 116ZM152 114V115H151ZM15 115V116H14ZM23 115V116H22ZM27 115V116H26ZM30 115V116H29ZM38 115V117H36ZM138 115V116H137ZM149 117H148V116ZM15 118H14V117ZM20 116V118H18ZM29 116V117H28ZM118 116V117H117ZM126 116L127 119H124ZM158 116V117H157ZM175 116V118H174ZM23 117V118H22ZM32 118L33 120V117H34V123L32 122L31 119L29 118ZM117 117V118H116ZM142 117V119L144 120H140V118ZM156 117V118H154ZM12 118V119H11ZM122 120H121V119ZM135 118V119H134ZM160 118L162 119L160 121ZM172 122H170L171 120ZM10 119V121H9ZM39 121H38V120ZM153 119V120H151ZM164 119V120H163ZM174 119H175V123H174ZM29 120H31L29 122ZM129 122H128V121ZM140 120V121H138ZM9 121V122H8ZM38 121V122H37ZM117 121V122H116ZM124 121V122H123ZM130 123V124H126L125 123ZM132 121V122H130ZM152 121V125L150 122ZM164 122L163 124H161V122ZM12 122V123H11ZM29 122V123H28ZM118 122H120L121 124H118ZM136 122V123H137ZM183 122V121H182ZM6 123H8L6 125ZM31 123V125H30ZM38 123V124H37ZM124 125H123V124ZM149 123H150V126H149ZM172 123V124H171ZM3 124H5L3 126ZM27 124V125H26ZM162 126H161V125ZM132 125V126H131ZM154 125V126H153ZM177 127H176V126ZM7 126V128H6ZM25 126V127H24ZM31 126V127H29ZM123 126V127H122ZM126 126V127H125ZM127 126H130V127H127ZM156 126V127H155ZM186 126V127H185ZM29 127V128H28ZM36 129H34V128ZM42 127L41 130H39L40 128ZM122 127V128H121ZM149 127H152L149 128ZM173 127V128H171ZM179 129V132L178 130L176 129ZM185 127V128H184ZM190 127V129L188 128ZM25 131H23L24 129ZM157 128V129H156ZM161 128V129H160ZM166 128V129H165ZM175 128V130H174ZM184 128V130H183ZM2 129V130H1ZM4 129V130H3ZM7 129V130H6ZM21 129V130H20ZM30 129V130H29ZM124 131H123V130ZM164 129V130H163ZM171 129V130H170ZM6 130V131H5ZM29 130V131H28ZM32 130V131H31ZM159 130V131H158ZM163 132L161 133L160 131ZM170 130V131H169ZM172 130H174L172 132ZM182 130V131H180ZM186 130V131H185ZM36 131V132H34ZM166 131V132H165ZM185 131V132H184ZM6 132V133H4ZM23 134V135H20L19 133ZM28 132V134H27ZM182 132V133H181ZM2 133V134H1ZM26 135H25V134ZM153 133V134H152ZM193 133V134H192ZM195 133V134H194ZM19 134V136H18ZM31 134V135H30ZM160 134V135H158ZM171 134V135H170ZM188 134V136H187ZM192 134V135H191ZM7 135V136H5ZM157 136V137H153V136ZM167 136V137H164V136ZM180 135V137H179ZM182 135V136H181ZM184 135V136H183ZM194 138H192L191 136ZM65 136V137H64ZM172 136V137H171ZM5 137V138H3ZM8 139H7V138ZM20 137V138H19ZM29 137V139H28ZM153 137V138H152ZM183 138L180 139V138ZM188 137V138H187ZM2 138L4 140H2ZM23 138V139H22ZM67 139L69 138V135L66 134V133H63L62 135V139ZM152 138V139H151ZM155 138V139H154ZM187 138V140H186ZM192 138V139H190ZM16 139V140H15ZM21 139V140H19ZM161 139V140H160ZM164 139V140H163ZM167 139V140H166ZM2 140V141H1ZM25 140V141H24ZM28 140V141H27ZM31 140V141H30ZM156 140V141H155ZM176 140V141H175ZM184 140H186L184 142ZM4 141H8L7 143L4 142ZM10 141H11V145H10ZM16 141V142H15ZM42 141V140H41ZM172 141V142H171ZM183 141V142H181ZM195 141V142H194ZM19 142V143H18ZM155 142V143H154ZM161 143L160 145H158V143ZM170 144H169V143ZM189 142V143H188ZM4 143V144H3ZM13 143H17L19 145H13ZM21 143V144H20ZM31 143V144H29ZM182 143V144H181ZM194 143V144H193ZM3 144V145H2ZM8 144L9 146H7V151H6V145ZM27 144V145H26ZM191 144V145H190ZM23 145V147L21 148V146ZM101 145V147H100ZM155 145V147H154ZM174 145V146H173ZM183 147H182V146ZM186 145L188 146V148H186ZM5 148H4V147ZM12 146V147H11ZM17 146V147H16ZM149 149H148V147ZM157 146H159L160 148H158ZM185 146V147H184ZM194 146V148H193ZM16 147V148H15ZM45 147V148H44ZM94 150L92 152V154L87 158L85 157V152L83 150H76L73 152V150H69L67 152L64 153H58L56 150L54 149H50L47 145H44V144H41L39 150L38 151V155L40 156L43 152V154L45 155H41L40 157L37 156L35 157L34 159L37 158V161L36 164L37 167L35 169V173L34 174L36 176V181H35V184H37V186H39V189H40V193L42 194L41 197L35 202L36 204H31L33 206H30L31 208V211H28L27 212V207L29 205V203H33L32 202V198L30 197V195H28V193H25V195H23V197H21V199L19 200V203H17V210H16V214L18 217H20L21 221H24L25 223L23 225H21V230H22V234L24 236H32V238H34L36 244H37V252H38V255L42 258L43 262L45 264H49V260H48V253L46 252L47 250V246H46V243H47V238H46V232L43 231H39L37 226L34 224L36 222V220L39 218V219H42L43 221H45L47 223V220H49V217L50 219L58 216L59 214V217H64L66 215H72V216H77L78 214V217H81V218H84V219H90V220H96V218L98 219L99 217H101V214H103V212H105L108 207L111 205L112 202H114V200L118 197V187H117V184L115 185V182H116V178L118 176L117 172L113 171V170H106V169H103L104 171H100L101 168L104 166L102 160H103V155L106 151V147L103 145V144H97V145H94L93 146ZM98 147V148H97ZM104 147V148H103ZM150 147H154L153 149H150ZM164 147V148H163ZM181 147V148H179ZM191 147V148H190ZM27 148V149H26ZM48 148V150H47ZM158 148V151L156 149ZM14 151L12 152L11 151ZM18 149V150H17ZM25 149V151H24ZM43 149V151H42ZM102 151H101V150ZM188 149V150H187ZM192 149V150H191ZM199 149V150H198ZM203 151H201V150ZM5 152H3V151ZM21 150V151H20ZM97 150H100L99 153L98 151L96 152ZM153 150H156V153H158V155L155 153H153ZM163 150H164V155L162 154L163 153ZM181 150V151H180ZM184 150V151H183ZM187 150V151H185ZM192 153H190L191 151ZM28 151V152H27ZM42 151V152H41ZM147 151V152H145ZM149 151V152H148ZM178 151V152H177ZM194 151V152H193ZM200 153H199V152ZM17 152L19 153V156L17 154ZM22 152V153H21ZM56 152V153H55ZM152 152V153H151ZM198 152V154H197ZM10 153V155H9ZM21 153V154H20ZM25 153V155L23 156V154ZM41 153V154H40ZM76 153V154H75ZM141 153V154H140ZM147 153V154H146ZM184 153V154H183ZM185 153H187L185 155ZM31 154V156H30ZM66 154H68L66 156ZM72 156H70V155ZM81 154V155H80ZM154 156H153V155ZM183 154V155H182ZM192 154V155H190ZM194 154V156H193ZM8 155V156H7ZM48 155V156H46ZM57 155V156H55ZM77 155V156H76ZM94 155V157L96 156V158L92 157ZM152 155V156H151ZM162 155V156H161ZM197 155V156H196ZM20 156H22L24 158H21ZM26 156V158H25ZM51 156V157H50ZM59 156V157H58ZM63 156V157H62ZM102 156V157H101ZM143 156V157H141ZM156 156V157H155ZM159 158H158V157ZM182 156H186V157H182ZM192 156V158H190ZM8 157V158H6ZM19 157V158H18ZM46 157H50V158H46ZM100 157V158H99ZM161 157V158H160ZM182 157V158H181ZM197 157L200 159H197ZM3 158V159H2ZM42 158V159H41ZM52 158V159H51ZM59 158V159H58ZM62 158V159H61ZM64 158V160H63ZM68 158V159H67ZM140 158V159H138ZM185 158V160L183 159ZM198 160H196V159ZM7 159V160H6ZM51 159V160H50ZM78 159V160H76ZM82 159L83 160H86V164H83L82 162ZM92 159V160H90ZM144 159V160H143ZM152 159V160H151ZM155 159H159L158 162L157 160ZM19 160V162H17ZM22 160V162H21ZM72 160V161H71ZM101 160V161H99ZM138 160V161H137ZM177 160V161H176ZM183 160V161H181ZM195 160V161H193ZM12 163H11V162ZM14 161V163H13ZM42 161V162H41ZM44 161V163H43ZM52 161V162H51ZM65 161V162H64ZM136 161V162H134ZM140 161H142L140 163ZM153 161H156L153 163ZM181 161V162H180ZM186 163H185V162ZM189 161V162H188ZM4 162V163H3ZM17 162V163H16ZM41 162V163H39ZM50 162V163H49ZM99 162V164H98ZM101 162V164H100ZM138 162V163H137ZM184 162V164H183ZM10 163V164H9ZM16 163V164H15ZM24 163V164H23ZM26 163V164H25ZM56 163V164H55ZM66 163V164H65ZM135 163H137V165H135ZM189 163V165H188ZM6 164V166H5ZM12 164V165H11ZM62 164V165H61ZM65 164V165H64ZM78 164L80 166H78ZM134 164V165H133ZM179 164V165H178ZM182 164L183 166L185 165H188L190 168L189 170H187L188 166H184L182 168ZM192 164V165H191ZM195 164V165H194ZM40 165V166H39ZM82 165V166H81ZM89 165V167H88ZM129 165V164H128ZM141 167H140V166ZM158 165V166H156ZM5 166V167H4ZM8 166V167H7ZM50 166V167H49ZM68 166V167H67ZM87 166V167H86ZM99 166V167H98ZM102 166V167H101ZM46 169H44V168ZM132 167V168H131ZM155 167V168H154ZM196 167V168H195ZM5 168V169H4ZM54 168L56 169V172L54 171ZM100 168V169H99ZM143 168L142 170L139 169ZM184 170H182V169ZM192 168V169H191ZM201 168V167H200ZM3 169V170H2ZM40 171H39V170ZM44 169V170H43ZM48 169V170H47ZM88 169H90V171H87ZM98 169V170H97ZM137 169V170H136ZM180 169V170H179ZM10 170V171H9ZM135 170V171H134ZM183 172H182V171ZM187 170V171H186ZM7 171V172H6ZM42 171V172H41ZM84 171V172H83ZM152 171V172H151ZM191 171V172H190ZM5 174H4V173ZM49 174H48V173ZM58 172V173H57ZM103 172V173H102ZM115 172V174H113ZM149 175H147L148 173ZM185 172V173H184ZM195 172V173H194ZM3 173V174H2ZM7 173V175H6ZM80 173V174H79ZM83 173V174H82ZM190 173L192 175H190ZM48 174V175H47ZM58 174V175H56ZM74 174V175H73ZM97 174V175H96ZM101 174H103L101 176ZM113 174V175H112ZM187 174V175H186ZM196 174V175H195ZM39 175V176H38ZM44 175V176H43ZM62 175V176H61ZM84 175V176H83ZM94 175V176H93ZM99 175V176H98ZM114 177H112V176ZM139 175V176H138ZM186 175V176H185ZM189 175V176H188ZM6 176V177H5ZM42 176L43 180L45 179V181L42 180V178L40 177ZM71 176V177H70ZM74 176V177H73ZM82 178H81V177ZM180 176V177H179ZM40 177V178H39ZM45 177V178H44ZM52 177V179H51ZM54 177V178H53ZM78 177V178H77ZM100 177V178H99ZM110 177V178H108ZM139 177V178H140ZM143 177V179H142ZM147 177V178H146ZM185 177V178H184ZM187 177V179H186ZM194 179H193V178ZM6 178V179H5ZM73 178H74V181H73ZM149 178L151 180H149ZM180 178H181V181H180ZM66 179V180H65ZM72 179V180H71ZM81 179V180H80ZM84 179V180H83ZM94 179V180H93ZM108 184H107V182ZM147 179V181H146ZM190 179V180H189ZM198 181H197V180ZM49 180V181H48ZM51 180V181H50ZM57 180V181H56ZM77 180V181H76ZM109 180V181H108ZM139 180V181H138ZM149 180V181H148ZM185 182H184V181ZM196 180V181H195ZM0 181V183L2 182ZM100 181V183H99ZM102 181V182H101ZM104 181V182H103ZM145 181V183L143 182ZM183 181V183H181ZM194 181V182H193ZM44 182V183H43ZM48 184H47V183ZM91 182V183H90ZM140 182V183H139ZM190 182V183H189ZM193 184H192V183ZM68 183V184H67ZM71 183V184H70ZM88 183V184H86ZM139 183V184H137ZM148 183V184H147ZM44 184V186H43ZM57 184V185H55ZM145 184V185H144ZM180 184V185H179ZM183 184V185H182ZM190 184V185H188ZM195 184V185H194ZM200 184V186H199ZM47 185V186H46ZM64 185V187H63ZM76 185V186H75ZM83 185V186H82ZM108 185V186H107ZM50 186V187H49ZM115 186V187H114ZM138 186V187H137ZM186 186V187H185ZM67 187V188H66ZM75 187V188H74ZM86 189H85V188ZM91 187V188H90ZM93 187V189H92ZM95 187V188H94ZM100 187V188H99ZM103 187V188H102ZM111 187V188H110ZM117 187V188H116ZM137 187V188H136ZM142 187V188H141ZM183 187V188H182ZM192 187V188H191ZM47 188V189H46ZM55 188V189H54ZM65 188V189H64ZM99 188V189H98ZM105 188V189H104ZM135 188V189H134ZM139 188V189H138ZM196 188V189H195ZM203 188V189H201ZM68 189V190H67ZM74 192H73V190ZM77 189V190H76ZM95 189V190H94ZM101 189H104V190H101ZM110 189H112L110 191ZM185 189V190H184ZM201 189V190H199ZM60 190V191H59ZM65 190V191H64ZM67 190V191H66ZM72 190V192H71ZM86 190V191H85ZM90 190V191H89ZM114 190V191H113ZM140 190V192H139ZM185 191V192H182V191ZM189 192H188V191ZM64 193H62V192ZM91 191H94V192H91ZM175 191L177 193H175ZM200 191V192H199ZM204 191V192H203ZM52 192V194H51ZM56 192V193H54ZM61 192V193H60ZM68 194H67V193ZM70 192V193H69ZM108 192V193H107ZM198 192V193H197ZM92 193V194H91ZM104 193H107V194H104ZM174 193V194H173ZM200 193V194H199ZM50 194V195H49ZM58 194V195H57ZM60 194V195H59ZM62 194V195H61ZM76 194V195H75ZM82 194V195H81ZM95 194V195H94ZM97 194V195H96ZM99 194V195H98ZM101 194V195H100ZM116 194V195H115ZM141 194V195H140ZM161 196H160V195ZM181 194V195H180ZM57 195V196H56ZM106 195V196H105ZM109 195V197H107ZM132 195V196H131ZM167 195V196H165ZM174 197V198H172ZM176 195V196H175ZM188 195V196H187ZM65 196V197H64ZM74 198H73V197ZM80 196V197H79ZM89 196V198H88ZM97 196V197H95ZM139 198H138V197ZM52 197V198H51ZM77 197V198H76ZM92 197V198H91ZM134 197V198H133ZM187 197V198H186ZM23 198V199H22ZM29 201H28V199ZM44 198V199H43ZM56 198V199H55ZM72 198H73V201H72ZM79 198V200H78ZM99 198V200H98ZM103 198V199H102ZM129 198H133V199H129ZM139 201H138V199ZM161 198V200H160ZM168 198V199H167ZM179 198V199H177ZM181 198V199H180ZM26 199V201H25ZM42 199V200H41ZM64 199V200H63ZM102 199V200H100ZM111 199V200H110ZM158 199V200H157ZM164 201H163V200ZM167 199V200H166ZM191 199V200H189ZM204 199V200H203ZM66 200H67V203H66ZM75 200V201H74ZM96 200V201H95ZM160 200V201H159ZM179 200V201H178ZM21 201V203H20ZM53 201V202H52ZM59 201V202H58ZM65 201V202H64ZM70 201V202H69ZM77 201V202H76ZM92 201V202H91ZM95 203H94V202ZM153 201V202H152ZM159 203H158V202ZM162 201V203H161ZM170 201V202H168ZM211 203H210V202ZM18 202V201H17ZM23 202V203H22ZM40 202V203H39ZM76 202V203H75ZM157 204H156V203ZM173 202V203H172ZM42 203V204H41ZM49 203V204H48ZM55 203H58V204H55ZM61 203V204H60ZM70 203V204H69ZM73 203V204H72ZM75 203V204H74ZM107 203V204H106ZM110 203V204H109ZM166 203V204H164ZM176 203V204H174ZM179 203V204H178ZM28 204V205H27ZM48 204V205H46ZM63 204V206H62ZM69 204V205H68ZM160 204V206H159ZM164 204V205H163ZM212 204V205H211ZM23 205V206H22ZM36 205V207H35ZM42 205V206H41ZM74 205V206H73ZM79 205V206H78ZM92 205V207H91ZM157 205V206H156ZM162 205V207H161ZM168 205V206H167ZM177 205V207H176ZM210 205V206H209ZM27 206V207H26ZM50 206V207H49ZM56 206V207H55ZM60 206V207H59ZM83 206V207H82ZM86 206V207H85ZM98 206V207H97ZM141 206V207H140ZM167 206V207H166ZM171 206V207H170ZM175 206V207H174ZM205 206V207H204ZM20 207V208H19ZM42 207V209H40ZM67 207V208H65ZM71 209H70V208ZM74 207V208H73ZM76 207V208H75ZM107 207V208H106ZM130 207V208H129ZM210 207V208H209ZM23 208V209H22ZM48 208V209H47ZM56 208V210L53 209ZM79 208V209H78ZM130 210H129V209ZM132 208V209H131ZM145 208V209H144ZM166 208V209H165ZM170 208V210H169ZM171 208L172 211L176 210L178 213H176V211L171 212ZM178 210H177V209ZM22 209V210H21ZM34 209V210H33ZM103 211H102V210ZM205 209V210H204ZM37 210H38V215L37 214ZM45 215L44 216V211ZM51 210L53 212H51ZM67 210V211H66ZM79 210V211H78ZM81 210V211H80ZM136 210V211H135ZM161 210V211H160ZM163 210V211H162ZM169 210V211H168ZM18 211V212H17ZM23 211V213H22ZM25 211V212H24ZM36 211V212H35ZM43 211V212H42ZM49 211V212H48ZM70 211V212H69ZM78 211V212H77ZM95 211V212H93ZM128 211V212H127ZM133 211V212H132ZM165 211V212H164ZM207 211V212H206ZM41 212V213H40ZM57 212V213H56ZM68 212V213H67ZM75 212V214H74ZM158 212V213H157ZM160 212V213H159ZM168 212V213H166ZM210 212V213H208ZM29 213V214H28ZM55 213V214H54ZM64 213V214H63ZM132 213V214H131ZM146 215H145V214ZM148 213V214H147ZM151 213V214H150ZM51 214V215H50ZM54 214V215H53ZM97 214V216H96ZM173 216H172V215ZM176 214H178L176 216ZM21 215V216H20ZM34 215V216H33ZM49 215V216H48ZM80 215V216H79ZM133 217H132V216ZM161 215V216H160ZM166 215V216H165ZM168 215V216H167ZM209 215V216H208ZM84 216V217H83ZM33 217V218H31ZM93 217V218H92ZM137 217V218H136ZM166 217H169V218H166ZM25 218V219H24ZM46 218V220H45ZM163 218V219H162ZM26 220V221H25ZM33 222V223H32ZM159 222V223H158ZM27 223V224H26ZM31 223V224H30ZM30 224V225H29ZM27 225V226H26ZM49 225H47L46 227L48 228ZM159 227V229L157 228ZM25 228V229H24ZM28 230V231H27ZM41 233V234H40ZM27 234V235H26ZM36 234V235H35ZM37 238V239H36ZM44 238V239H43ZM42 241H45L42 243ZM40 244V245H39ZM43 245V246H42ZM45 247H46V250H45ZM44 248V249H43ZM45 250V251H44ZM0 264H4L6 261L4 258L0 257Z\"/></svg>",
  "mask_w": 264,
  "mask_h": 264
},
{
  "label": "snow or ice",
  "instance_id": "obj_3",
  "mask_svg": "<svg viewBox=\"0 0 264 264\" xmlns=\"http://www.w3.org/2000/svg\"><path fill=\"white\" fill-rule=\"evenodd\" d=\"M125 196H126V193H125ZM261 234H262V236H264V228H262ZM244 264H249V262H244ZM259 264H264V256L261 257Z\"/></svg>",
  "mask_w": 264,
  "mask_h": 264
}]
</instances>
